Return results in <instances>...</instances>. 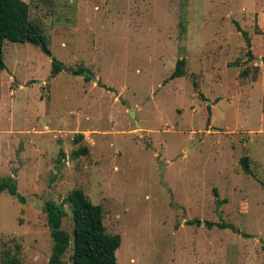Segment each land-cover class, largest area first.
<instances>
[{
	"label": "rangeland",
	"instance_id": "rangeland-1",
	"mask_svg": "<svg viewBox=\"0 0 264 264\" xmlns=\"http://www.w3.org/2000/svg\"><path fill=\"white\" fill-rule=\"evenodd\" d=\"M25 1L52 55L5 42L0 178L27 200L0 193V264H49L45 203L76 188L122 236L117 264H264V0Z\"/></svg>",
	"mask_w": 264,
	"mask_h": 264
},
{
	"label": "trees",
	"instance_id": "trees-1",
	"mask_svg": "<svg viewBox=\"0 0 264 264\" xmlns=\"http://www.w3.org/2000/svg\"><path fill=\"white\" fill-rule=\"evenodd\" d=\"M240 30L241 27L237 24ZM247 45L251 46V39L246 32L243 33ZM7 40L16 43H31L41 47L48 55L52 52L48 46L47 38L37 23L30 18V6L25 0H0V69L6 68L4 60V46ZM248 55L252 56L250 48ZM186 64L185 58L179 59L176 68L167 79H174L184 74ZM65 68V64L57 58L52 59V77L57 76ZM85 70L82 65L78 73ZM243 74H247L244 70ZM90 78V75H86ZM1 94V85H0ZM202 95V94H201ZM83 138V134L76 135V140ZM89 153L86 146H81L73 152L74 157H80ZM64 155V153H62ZM241 165L247 174H252L249 157L241 158ZM15 173L17 171L15 170ZM8 191L20 201L26 202V197L18 190V181L14 176H3L0 178V193ZM215 195L219 197L217 189ZM226 199H217L218 206H221ZM67 203L73 209L74 220V251L72 255L73 264H117V250L122 244L120 234H110L106 231L104 223V209L101 204L94 203L83 189H73L64 199L63 203H57L50 199L46 201L44 211L47 214L48 226L53 238V249L49 258V264H63L64 256L70 247L71 234L63 227V220L67 216L64 204ZM189 224H200L198 219L188 221ZM209 227L215 225L207 222ZM221 228H231L240 232L239 229L227 222L217 223ZM247 235V234H245ZM264 251V243H263ZM2 264H21V258L10 252H3Z\"/></svg>",
	"mask_w": 264,
	"mask_h": 264
},
{
	"label": "water",
	"instance_id": "water-1",
	"mask_svg": "<svg viewBox=\"0 0 264 264\" xmlns=\"http://www.w3.org/2000/svg\"><path fill=\"white\" fill-rule=\"evenodd\" d=\"M82 75H90L94 80H96V76L89 70L85 69L84 71L81 72ZM131 116L136 120L135 113L133 110H130ZM137 121V120H136Z\"/></svg>",
	"mask_w": 264,
	"mask_h": 264
}]
</instances>
